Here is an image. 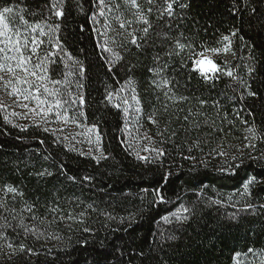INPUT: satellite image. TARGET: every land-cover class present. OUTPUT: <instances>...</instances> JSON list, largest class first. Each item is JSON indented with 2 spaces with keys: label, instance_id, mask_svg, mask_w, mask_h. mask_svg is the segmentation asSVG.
<instances>
[{
  "label": "trees",
  "instance_id": "trees-1",
  "mask_svg": "<svg viewBox=\"0 0 264 264\" xmlns=\"http://www.w3.org/2000/svg\"><path fill=\"white\" fill-rule=\"evenodd\" d=\"M106 3L112 11L101 17L98 0H63L57 18L51 0H0V10L12 7L29 25L60 24L63 50L56 37L21 31L29 45L35 35L45 53L56 52L49 79L69 83L49 86L64 101L71 93L61 111L77 121L16 122L0 92V201L8 209L0 208V226L5 217L12 225L0 231L25 246L12 254L0 239V264H264V0H177L171 16L162 14L165 0H137L151 23L147 35L129 2ZM106 22L108 47L122 57L116 63L102 47ZM225 35L232 58L217 64L227 71L205 79L194 58ZM177 40L191 48L181 51ZM66 53L83 64L82 75L67 76ZM145 147L165 155L152 159ZM101 153L106 159L97 162ZM20 217L43 235L26 234Z\"/></svg>",
  "mask_w": 264,
  "mask_h": 264
},
{
  "label": "snow or ice",
  "instance_id": "snow-or-ice-1",
  "mask_svg": "<svg viewBox=\"0 0 264 264\" xmlns=\"http://www.w3.org/2000/svg\"><path fill=\"white\" fill-rule=\"evenodd\" d=\"M126 2H129L132 7L137 9V22L142 23L146 25L142 29L145 35H147L149 28L151 27V23L148 19V17L140 10V6L137 3V0H126ZM149 4H152L154 0H148ZM177 3V0H165V7L163 9V13H166L168 16H171L173 14V5ZM98 6H99V13L98 15L101 17H105L106 15V9L108 12L112 11V8L109 7V5L106 3V0H98ZM181 8L187 7L186 4L181 3L179 5ZM118 7V6H117ZM51 9L54 10V15L57 18H63L64 17V9H63V0H51ZM22 11V10H21ZM152 12V8L148 9V13L150 14ZM93 19H96V15L94 14ZM117 20H120V17H117ZM17 21H19V27L17 26ZM127 23L131 24V21H128ZM28 27L30 28L31 33H36L37 30H39L40 36H49L50 40L52 37H56L55 42V48L58 50H63L61 43L59 42V39L57 37V33L60 30V24H34L29 25L28 21L23 18V15H15L13 12L12 7H3L2 10H0V82H3V85L6 89L10 88L9 95L15 96L18 98V100L24 101L23 103H20L19 106L27 109L28 113L33 114L34 117H39L40 120L46 121V119L50 116H55L57 120H61L65 123L67 122H77L73 117L69 115L67 110L61 111V109H64L66 104L71 102V93H69L70 100L64 101L62 99V92L57 87H50L51 85H59L61 83H64L65 85H68L69 81L67 78H65L63 81L60 80H50L49 76L47 74V65L52 63L51 57L56 56V52L51 53H45L43 56H40L37 52L39 44H42L43 41H38L36 36L33 35L31 37V48H30V54L25 55V49L29 47V37L27 35H24L21 31L22 27ZM120 27L124 28L125 23L121 22ZM45 28H47V32H45ZM105 41L102 47L106 52H110L113 56V61L110 63H116L119 62L122 57L114 52L110 47H108L110 39L107 36V30L109 29V25L107 22L105 23ZM232 36H235L236 33L232 32ZM223 41L226 42L224 44L223 49H211L212 52H221L227 53L231 50V44L232 40L231 37L228 35L223 36ZM131 43L136 44L137 38L135 35H133ZM177 48L183 51L185 48H191V45L181 43L179 40L176 41ZM139 47V45H137ZM33 55H36L35 62L33 61ZM171 55V53H169ZM201 58L195 59L194 64L196 68L200 71V74L205 79H210L215 76L217 72L220 71L219 65L211 58V57H205L203 56V53L199 54ZM67 59L65 60V68L67 69V76H78L82 75L85 71L83 64L76 58H74L71 53H66ZM68 61H71L69 64ZM153 71L159 72L162 71L160 69H154ZM254 71V69H249V72ZM19 73H22V75H18ZM7 74L8 78H5V75ZM211 74V75H209ZM228 76H233V73L231 71H228L226 73ZM129 85L132 84V81L129 80L127 82ZM157 87H164L168 81H154ZM245 87H248L247 84H244ZM77 87H81V85H77ZM249 96H255V92H248ZM81 103L84 102L83 96L77 97ZM108 99H112V94L110 93L108 95ZM132 99L136 101L137 103V111H141L139 108V99L135 95V91L133 90V96ZM183 99V98H181ZM34 102V106L30 107V103ZM125 107L124 111L125 113L129 110V103L127 100L124 101ZM120 105H116V107H119ZM4 105L0 103V108H3ZM12 115H21V113L13 112ZM26 115V114H25ZM7 120V117H5ZM149 119L152 121L153 124L157 123V120L153 119V117H149ZM185 120L188 119V117H184ZM48 129H45L47 131ZM89 132H97L96 126L93 125L91 128L88 129ZM249 133L252 135L253 139H255V128H249ZM146 139L147 136L145 137ZM100 136L97 132L96 135V144L97 146L100 145ZM248 147H254L253 144L249 143ZM144 151H148L151 153H154V157H151L152 159H155L157 157H162L165 155V152L162 148L152 147L147 148L145 147L143 149ZM138 159L148 161L150 159L149 156H141L140 151L137 150L135 152ZM219 155H225L224 152H220ZM97 162L101 159H106L105 156L101 153L100 156L96 157ZM194 159V158H193ZM235 159V157H233ZM221 171H224V169H221ZM44 173H40V175H43ZM50 174V173H49ZM85 179H88V177H85ZM256 183V178L251 177L245 184H244V192L245 194L250 195V185H253ZM17 191L14 187H7L6 192L15 193ZM163 199V197H161ZM0 208H4L5 211H8L6 207V202L0 201ZM29 212L32 211V208H27ZM53 211H56L54 209ZM183 211L187 212V209H184ZM12 218H17V213L15 209H11ZM83 215V213H81ZM68 219H72V217H67ZM33 219H36L35 216H33ZM167 219V218H166ZM6 224L4 226L0 227H11L12 225L7 223V217H5ZM43 223V221H41ZM19 227L24 229V232L32 233L37 236L39 239L40 236L43 235V233H38L35 227L26 225L24 223V220L22 217L19 219ZM87 231V229H85ZM0 239L5 240V244L7 249L10 250L12 254H15L17 251L24 252L25 246L20 245L18 248L14 246L12 242H9L7 240V234L4 231H0ZM30 251V250H29ZM9 259H11V256H9Z\"/></svg>",
  "mask_w": 264,
  "mask_h": 264
},
{
  "label": "rangeland",
  "instance_id": "rangeland-1",
  "mask_svg": "<svg viewBox=\"0 0 264 264\" xmlns=\"http://www.w3.org/2000/svg\"><path fill=\"white\" fill-rule=\"evenodd\" d=\"M37 40L43 41L42 44H39L38 49H37L38 54L40 56H43L45 54L47 45L43 39L37 38ZM225 43L226 42L222 41V43H220V46L218 48L223 49ZM30 48H31V43H30L29 47L24 50L25 55L30 54ZM202 53H203V56H205V57H211L216 63L219 60L220 62L226 64L232 58L231 57L232 56L231 50L227 53H224L223 51L217 53V52H212L211 50H207V51H204ZM199 54L194 58V61H195V59L201 58ZM36 58H37L36 55H33V61L34 62H35ZM194 61H193V67L196 71H198L200 73V71L196 68V66L194 64ZM219 67H220V71L217 73L227 71L222 65H219ZM4 75H5V78L7 79L8 78L7 74H4ZM18 75H22V73L18 72ZM209 75H211V74H209ZM10 91H11L10 88L6 89L3 85V82H0V92H3V94H4V96H3L4 102H5L4 105H6L8 113L10 114V117L14 121L19 122V123L20 122H25V123L28 122L29 123V122H34V121L38 120L39 117H34L33 114L27 112V109H24V108L19 106V104L23 103L24 101L18 100L17 97L9 95ZM31 106H34V102L30 103V107ZM13 112L21 113V115H12Z\"/></svg>",
  "mask_w": 264,
  "mask_h": 264
}]
</instances>
